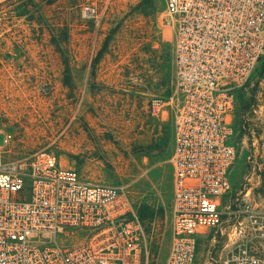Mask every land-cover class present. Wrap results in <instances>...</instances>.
I'll list each match as a JSON object with an SVG mask.
<instances>
[{
	"label": "rangeland",
	"instance_id": "1",
	"mask_svg": "<svg viewBox=\"0 0 264 264\" xmlns=\"http://www.w3.org/2000/svg\"><path fill=\"white\" fill-rule=\"evenodd\" d=\"M85 6L98 18L84 16ZM173 43L163 0H0L6 157L46 149L85 180L128 185L149 264H165L170 235L172 120L151 106L169 96ZM236 97L239 154L225 211L245 199L264 207V63ZM206 238L197 264H217L225 238Z\"/></svg>",
	"mask_w": 264,
	"mask_h": 264
},
{
	"label": "built area",
	"instance_id": "2",
	"mask_svg": "<svg viewBox=\"0 0 264 264\" xmlns=\"http://www.w3.org/2000/svg\"><path fill=\"white\" fill-rule=\"evenodd\" d=\"M173 29L171 225L165 264H197L198 241L225 238L217 264H264V207L225 211L237 93L264 63V0H163ZM98 18L94 7H83ZM0 144V264H149L128 185L88 181L46 149L8 159ZM212 236V237H211ZM206 238V239H207Z\"/></svg>",
	"mask_w": 264,
	"mask_h": 264
},
{
	"label": "trees",
	"instance_id": "3",
	"mask_svg": "<svg viewBox=\"0 0 264 264\" xmlns=\"http://www.w3.org/2000/svg\"><path fill=\"white\" fill-rule=\"evenodd\" d=\"M151 1V0H150ZM151 4H152V2H151Z\"/></svg>",
	"mask_w": 264,
	"mask_h": 264
}]
</instances>
